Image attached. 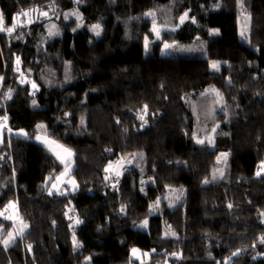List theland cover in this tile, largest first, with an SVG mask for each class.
Here are the masks:
<instances>
[{"label": "trees", "instance_id": "obj_1", "mask_svg": "<svg viewBox=\"0 0 264 264\" xmlns=\"http://www.w3.org/2000/svg\"><path fill=\"white\" fill-rule=\"evenodd\" d=\"M242 2L0 0L7 25L35 7L82 14L51 15L11 40L0 33V92L13 90L0 106L13 132L0 145V212L16 200L29 224L0 244V264H128L133 248L151 258L136 264H264V0ZM51 23L58 35L43 34ZM45 132L73 151L76 190L52 189L65 165L35 139ZM110 163L119 176L105 172Z\"/></svg>", "mask_w": 264, "mask_h": 264}, {"label": "snow or ice", "instance_id": "obj_2", "mask_svg": "<svg viewBox=\"0 0 264 264\" xmlns=\"http://www.w3.org/2000/svg\"><path fill=\"white\" fill-rule=\"evenodd\" d=\"M77 2H79V0H77ZM237 3L240 4L241 8L243 9L242 0H237ZM42 15L47 16V13L46 12L42 13ZM70 15L75 16L77 20H81L82 19V17L79 15L78 12H73ZM145 15L151 16V17L154 18L155 17V12L149 11ZM21 16L28 17L27 23L30 24V23L33 22L31 17H30V15H29V12L21 11V12L17 13L15 16H13L12 25L10 27H6L5 26V15H4L3 11H0V32L13 33L16 30V28L23 27L24 25L21 22ZM187 17H188V13L186 12V13H184V15H182L179 18V23L183 24L184 21L187 19ZM68 18H69V14H65V19H68ZM246 19H250V17H246ZM153 25L154 26L151 29V32L155 33L156 34V38L159 39L160 38V30L155 26V19H153ZM79 26L80 25H78V27ZM177 27H179V25H177ZM247 30H248V26H247V24H245L244 27L242 28L241 32H240L241 37H245L246 38ZM74 31H75V29H74ZM91 31L94 32V34L96 36H100L101 31H102L101 25L99 23L92 25L91 26ZM213 31L216 32L218 30H213ZM58 34H59V30L56 29L55 25H52V27L49 30V35L51 36V35H58ZM144 41H145V50L147 51L148 47H149V43H150L147 35L144 37ZM175 47H177L175 44H169L167 42H164V49L163 50L167 51V50L173 49ZM19 64H20V58L16 57V65H17L16 71H19ZM219 66L220 65H219L218 62L214 61V62L211 63V67L214 70H218ZM2 79H3V77H0V80H2ZM25 82L26 81L23 80V79L20 81V83H22V84L25 83ZM32 87H33V89L37 88V85H36L35 82H32ZM217 94L219 95V93H217ZM11 98H12L11 90H9L8 94L5 96V99L6 100H10ZM32 105H33V107H37L38 106L35 100L32 101ZM144 112H145V114H147V105L144 106ZM65 115H68V114L66 113ZM137 118L139 120H141L143 122V124L147 123V120L145 119L144 115H138ZM7 123H8V117L7 116L0 117V142H3L2 137H3L4 133H5V131H7L9 133L12 132V129L7 127ZM36 128H37V130H42V129H45L46 126L43 125V124H38V125H36ZM213 131H215V129H213ZM14 134L23 136L25 138H31L28 133L24 132L23 129H20L18 132L14 133ZM35 139L37 141L41 142L42 144H44L45 146H47L49 148V150L52 151L56 155V157L61 161V163H63L65 165L64 171L62 173H60V176L56 177L57 181H61L62 177L67 176L70 173V171L72 170L70 162H71V158L74 155L73 151L70 148H66L64 145L60 144L58 141L50 139L49 135L46 132L44 134H36L35 135ZM197 143L203 144L204 141L203 140H198ZM221 155L226 158L228 154L227 153H222ZM131 162L132 161H128V163H131ZM112 168H113V166L111 164H109V166L107 168H105V172L111 171ZM260 168L262 170H264V161L261 162ZM120 174L121 173L119 171H117L115 173L116 176H119ZM256 175L260 176L261 172H257ZM222 177H223V172H220L219 178H222ZM217 178H218L217 176H215V175L213 176L214 180L217 179ZM48 179L50 180L51 177H49ZM67 183L71 184L73 186V190H75V188H76L75 180H69V181H67ZM204 183H209V181L205 180ZM52 189H58V184H53L52 185ZM52 189H49V195L54 194ZM59 194L60 195H65L66 193L60 192ZM177 199H179V197H177ZM15 207H16L15 204H13L12 202H9V205L6 206L5 211H7L8 208H15ZM229 207H231V205H229ZM121 211H123V208L121 209ZM3 215H4V212H0V216H3ZM6 218L7 219H14V217H12V216H9V217H6ZM75 223L79 224V223H81V221L76 220ZM142 226L146 227L147 226V221H144ZM27 227H28V225L24 224L21 221V226L19 227V229H17L14 232L13 231H8L6 238L3 239V240H0V244H2L5 249H7L10 245H12V244H14L16 242L17 236H21L22 237L24 235V231H25V229H27ZM258 239H259V243L264 244V236H261ZM72 241H73L74 249H77V248L81 247L80 243L77 241V239L75 237V234H73ZM27 247L29 248V250L31 249V245H28ZM252 247H256V245L253 244ZM138 251H139L138 249L133 248L131 250L132 256L133 257H137ZM240 251L241 250H237L236 252L232 253V256H238L240 254ZM145 255H147V254H145ZM172 255L178 256L177 253H173ZM86 259H91V258L89 257V258H86ZM229 260H231V257H229Z\"/></svg>", "mask_w": 264, "mask_h": 264}, {"label": "rangeland", "instance_id": "obj_3", "mask_svg": "<svg viewBox=\"0 0 264 264\" xmlns=\"http://www.w3.org/2000/svg\"><path fill=\"white\" fill-rule=\"evenodd\" d=\"M27 12H29V15H30V17H31V19H32V23H35L36 21H38V20H42L43 18L45 19V18H49L51 15L52 16H54L55 18L54 19H56V20H60L63 16L65 17V14H71V13H73V12H78L79 13V11L78 10H69V11H63V13L61 14H54V13H52V14H49V12H48V10L47 9H44V8H37V7H35L34 9L32 8V9H29V10H27ZM47 13V16H44V15H42V13ZM79 15L82 17V14L81 13H79ZM75 19H76V17L75 16H73ZM27 19H28V17H23V16H21V22L23 23V27H18V28H16V30L13 32V33H6V36H7V39L8 40H11L13 37L15 38V36L16 37H18L17 35L18 34H21L22 33V31L23 30H25V28H27L28 29V26L30 25V24H32V23H27ZM77 20V19H76ZM82 20V19H81ZM77 21H80V20H77ZM6 23V22H5ZM13 23V22H12ZM12 24H10V25H7V24H5V26L6 27H10ZM52 25H55L56 26V29H58L59 30V26L58 25H56V24H50L49 25V27L51 26L52 27ZM154 26V25H153ZM153 26H152V28H153ZM155 26L160 30V38H161V32H162V27L161 26H159V25H157V24H155ZM50 27V28H51ZM50 28H49V30H50ZM0 33H2V32H0ZM4 33V32H3ZM43 34H49V31L48 32H45V33H43ZM154 36H155V38H156V34L154 33ZM159 38V39H160ZM157 39V38H156ZM43 40L44 41H46V39L43 37ZM170 44H173V43H170ZM170 50V49H169ZM168 50V51H169ZM16 67H17V65H16ZM18 72H20L19 74L21 75L20 76V80H25L26 82L28 81V80H30L29 79V76H28V71H24V68L22 69V67H20V64H19V71ZM9 90H11V96H13V90H12V88L11 87H6V90H5V92H3V91H1L0 92V106H3V105H5V104H7V105H9L10 104V102H11V100H12V98L10 99V100H6L5 99V96L8 94V92H9ZM8 115V112L7 111H5V114H3L2 113V111H0V117H3V116H7ZM8 117V116H7ZM7 127L8 128H11V124H10V122H9V119H8V123H7ZM12 129V128H11ZM11 133H13V132H11ZM11 133H9V132H7V131H5V133H4V135H3V137H2V140H3V142H0V145H2L3 143H4V141L6 140V138H5V135L7 134V136L8 137H10L11 136ZM41 134V133H40ZM51 139V138H50ZM53 140V139H52ZM39 142V141H38ZM41 143V142H40ZM221 160H222V167L225 165V161H226V158L224 157V156H222L221 157ZM71 169H73V162H72V158H71ZM111 164V163H110ZM109 166V165H108ZM116 166H118V165H116ZM115 166V168H113L111 171H109L108 172V174H109V176H112V175H115V173L117 172V171H119L120 173H121V171L119 170V168L118 167H116ZM114 167V166H113ZM64 169H65V167H64ZM64 171V170H63ZM62 171V172H63ZM61 172V173H62ZM57 176H60V173L59 174H57ZM56 176V177H57ZM56 177H55V181H54V183L53 184H58V189H53L54 191H64V192H68V191H74L73 190V186L71 185V184H69V183H67V181H69V180H75V182H76V188H75V190L77 189V180H76V177L73 175V170H71L70 171V173L67 175V176H64V177H62V180L61 181H57L56 180ZM183 193H182V191H179L178 193H175V198H173L174 200H178V201H180L181 199H182V195ZM177 197H179V199H177ZM167 196L165 197V198H163V200L161 201L162 203H168V200H167ZM10 202H12L13 204H15L16 205V207L15 208H8L7 209V211H5V209H4V217L6 218V217H9V216H12V217H14V219H8V220H6V221H2L3 222V224H2V226L3 227H6L7 229H11V231H16L17 229H19V227L21 226V221L24 223V224H27L28 225V227H27V229H25V231H24V233L28 230V228H29V224H28V222L27 221H25L21 216H20V214H19V208H18V204H17V202H16V200H12V201H10ZM140 207L141 208H145L146 207V203L145 202H143V201H140ZM17 237H20V236H17ZM17 239V238H16ZM136 249H138L139 251H138V255H137V257H133L132 256V253H131V256L135 259L134 261H131L130 263H128V264H136V263H138V262H144V261H149V260H151V258H149V256H148V254L147 255H145L146 253H144L143 251H141L139 248H136Z\"/></svg>", "mask_w": 264, "mask_h": 264}]
</instances>
